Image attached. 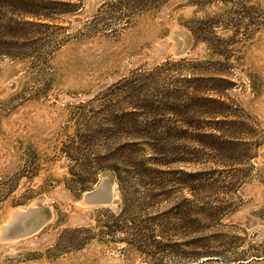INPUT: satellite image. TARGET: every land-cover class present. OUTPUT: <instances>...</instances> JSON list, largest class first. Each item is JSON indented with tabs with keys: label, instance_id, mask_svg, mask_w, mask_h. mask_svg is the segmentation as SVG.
I'll list each match as a JSON object with an SVG mask.
<instances>
[{
	"label": "rangeland",
	"instance_id": "374dc122",
	"mask_svg": "<svg viewBox=\"0 0 264 264\" xmlns=\"http://www.w3.org/2000/svg\"><path fill=\"white\" fill-rule=\"evenodd\" d=\"M208 98L232 149L174 162ZM106 173L117 203L81 207ZM26 208L51 218L0 264L263 263L264 0H0V227Z\"/></svg>",
	"mask_w": 264,
	"mask_h": 264
},
{
	"label": "trees",
	"instance_id": "16d2710c",
	"mask_svg": "<svg viewBox=\"0 0 264 264\" xmlns=\"http://www.w3.org/2000/svg\"><path fill=\"white\" fill-rule=\"evenodd\" d=\"M31 2V1H29ZM26 13L30 16L33 17H37L41 14H39L37 11L33 12L31 10H26ZM44 17V16H42ZM36 24L34 23H28L27 26L31 27L34 26ZM6 54H11L10 50H6ZM145 83V82H144ZM143 83V84H144ZM143 84H132L134 86L133 90H135V88H139L141 87ZM148 85V84H146ZM149 86V85H148ZM151 87V86H149ZM181 90L180 89H172L170 91V97L171 99H176L178 98V95L181 94ZM178 94V95H177ZM206 102L209 103L208 106L206 107H201L202 111L201 113L208 115L210 118H208L209 120H204V121H190L188 122V126L190 125V127H192V130L197 134V137L202 138V139H206V140H211L212 144H208L205 140H202V148H191L190 152H187L188 158H184L183 160L180 159H175L174 162H181L184 161L185 163H189V164H207L208 162V157H209V151L213 152V150H215L216 152H218L221 156L225 157V153L230 151L228 145H232V140H233V136H228L229 134L234 135V133L230 132V130H233L234 127L236 125H238L239 123L235 120H232L230 118V105L227 104L225 101L220 100V99H212V98H208L205 100ZM197 101H195V106H193L194 109H197ZM183 104L181 103V100H178L176 102H172L171 105L169 106L170 109L174 110V113L177 111H180V109L183 107ZM168 111V110H167ZM156 123V122H154ZM176 123H173V126H175ZM234 126V127H233ZM159 127H161L160 125H157L156 127H152L153 129L159 130ZM170 130V129H169ZM162 133V132H161ZM161 133H158L157 135L160 136L161 138ZM231 138V139H230ZM162 144V143H160ZM159 146V145H158ZM161 146V145H160ZM166 149H164L163 152H159L158 154L161 156H164V163H168L166 162V157L168 156L167 152H165ZM184 157V156H183ZM226 158V157H225ZM218 159V158H217ZM228 159V158H227ZM223 160H219L216 162H213V164H215L216 166H220L223 165ZM225 166V165H223ZM123 173V171H120V175L117 176L118 182L121 183V174ZM218 175V181L219 180H226L228 179V175L226 174L227 172L225 170H218V169H206L203 170L202 172H198V173H189L186 172L185 175L190 178V179H197V180H212L214 179L215 175ZM227 203V202H226ZM230 204H220L217 207H214V211L217 212V214L220 216L222 215L227 209L230 208ZM202 209V208H201ZM243 260V259H241ZM227 261H230V258H227Z\"/></svg>",
	"mask_w": 264,
	"mask_h": 264
},
{
	"label": "water",
	"instance_id": "95a60500",
	"mask_svg": "<svg viewBox=\"0 0 264 264\" xmlns=\"http://www.w3.org/2000/svg\"><path fill=\"white\" fill-rule=\"evenodd\" d=\"M177 35V34H176ZM188 52V45L181 50H175L174 56L186 54ZM115 186V179L111 173H106L103 176L102 182L97 188L86 192L83 199L79 202L81 207H96V206H108L117 203V199L114 197L113 188ZM50 217L41 216L37 211V208L26 209L24 212H17L8 224L1 229L0 243L6 240L21 239L29 237L43 228ZM255 264H264L255 263Z\"/></svg>",
	"mask_w": 264,
	"mask_h": 264
},
{
	"label": "bare ground",
	"instance_id": "6f19581e",
	"mask_svg": "<svg viewBox=\"0 0 264 264\" xmlns=\"http://www.w3.org/2000/svg\"><path fill=\"white\" fill-rule=\"evenodd\" d=\"M26 209H27V208H26ZM18 210H19V209H18ZM17 212H18V211H17ZM17 212H16V213H17ZM19 212H24V210H23V211H19ZM12 214H13V212H12ZM13 217H14V214L11 216V219H10V220H12ZM9 222H10V221H9ZM4 225H5V224H4ZM1 229H2V227H0V230H1ZM7 241H8V240H7ZM14 241L17 242L16 239L10 240L11 243H13ZM4 243H5V242H4ZM6 244H8V243H6Z\"/></svg>",
	"mask_w": 264,
	"mask_h": 264
}]
</instances>
